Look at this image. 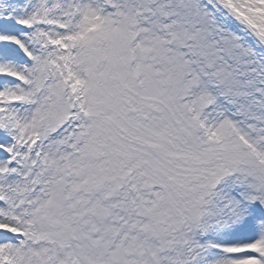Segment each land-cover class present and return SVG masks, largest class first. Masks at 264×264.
Here are the masks:
<instances>
[{
    "label": "snow or ice",
    "instance_id": "obj_1",
    "mask_svg": "<svg viewBox=\"0 0 264 264\" xmlns=\"http://www.w3.org/2000/svg\"><path fill=\"white\" fill-rule=\"evenodd\" d=\"M0 264H264V0H0Z\"/></svg>",
    "mask_w": 264,
    "mask_h": 264
}]
</instances>
